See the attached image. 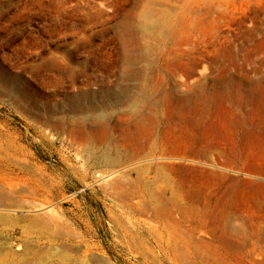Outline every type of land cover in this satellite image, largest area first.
<instances>
[{
	"label": "rangeland",
	"instance_id": "rangeland-1",
	"mask_svg": "<svg viewBox=\"0 0 264 264\" xmlns=\"http://www.w3.org/2000/svg\"><path fill=\"white\" fill-rule=\"evenodd\" d=\"M0 264H264V0H0Z\"/></svg>",
	"mask_w": 264,
	"mask_h": 264
},
{
	"label": "bare ground",
	"instance_id": "bare-ground-1",
	"mask_svg": "<svg viewBox=\"0 0 264 264\" xmlns=\"http://www.w3.org/2000/svg\"><path fill=\"white\" fill-rule=\"evenodd\" d=\"M103 160H105V161H107L106 163H109L110 165H112V166H116L117 165V161L119 160V159H115V158H110V157H108V156H104L103 157ZM120 162V161H119ZM105 163V162H104ZM108 165V164H107ZM115 172H111V173H109V174H107V175H103V177L105 178V177H111L113 174H114ZM220 238L221 239H224L225 237L224 236H220Z\"/></svg>",
	"mask_w": 264,
	"mask_h": 264
}]
</instances>
